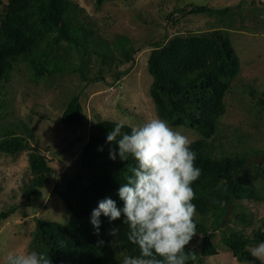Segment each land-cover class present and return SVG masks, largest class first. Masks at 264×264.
<instances>
[{"label":"trees","instance_id":"trees-1","mask_svg":"<svg viewBox=\"0 0 264 264\" xmlns=\"http://www.w3.org/2000/svg\"><path fill=\"white\" fill-rule=\"evenodd\" d=\"M106 0H95L101 6ZM0 118L3 116V84L10 80L17 65L24 64L30 79L38 81L56 74L76 73L88 86L107 80L111 72L122 82L134 66L136 53L133 40L119 33L113 39L101 34L98 23L75 0H0ZM230 7L220 14L228 13ZM178 11V12H177ZM167 14L168 22L178 23L184 13L215 15L217 9L193 5ZM219 24V23H218ZM233 24V23H232ZM220 27V26H218ZM211 27L205 31L175 33L164 40L148 43V70L152 75L150 95L158 117L172 126L196 129L200 137L192 140L196 166L201 177L192 184L196 198L197 235L204 237L197 247L186 246L196 253L189 264H204L205 258L228 248L240 262L260 264L247 249L264 241V218L250 234L244 228L230 226V216L244 226L251 222L242 201L264 202V161L252 160L261 149L244 147L227 151L222 120L228 111L227 94L242 71L241 58L226 30ZM131 64L126 69L121 65ZM97 66V70L93 69ZM84 90V89H83ZM82 90V91H83ZM81 92H74L64 103L59 121L66 127H80L86 115ZM252 95L256 90L252 88ZM264 112V92L258 99ZM115 120L101 119L91 124L89 136L77 157L65 166L53 191L70 212L67 222L36 217L29 249L49 254L52 264H122L124 255H137L127 240L123 216L109 222L100 216L97 234L91 223V212L105 197L123 202L117 189L128 173L127 165L135 162L109 158L106 134ZM123 131H130L125 124ZM33 129L24 122L0 126V154L29 155L30 176L24 184L26 205L54 181L50 157L30 143ZM242 142L245 140L241 139ZM103 148L102 151L98 150ZM259 173L262 189L254 180ZM236 207L240 211L236 210ZM16 206L0 211V226L14 213ZM117 228L116 236L109 234ZM217 232L221 237L217 240ZM102 241V243H101Z\"/></svg>","mask_w":264,"mask_h":264},{"label":"rangeland","instance_id":"rangeland-1","mask_svg":"<svg viewBox=\"0 0 264 264\" xmlns=\"http://www.w3.org/2000/svg\"><path fill=\"white\" fill-rule=\"evenodd\" d=\"M75 1L98 23L104 37L113 39L119 33L126 34L139 51L131 72L119 84L111 76L113 70L106 72L107 80L88 86L76 73L56 74L34 81L24 64L17 65L10 80L4 82L0 126L24 121L33 129L35 138L30 143L50 157L54 181L32 199L33 206L29 207L24 191L30 176L28 152L0 154V211L17 207L0 226V262L10 250L29 249L36 217L61 222L69 219L70 212L54 193L53 186L62 169L77 157L89 136L91 124L110 119L135 126L158 117L150 95L153 78L148 70L151 51L148 43L164 40L178 32L187 34L218 26L226 30L241 58L242 71L226 96L228 111L222 120L226 137L222 141L227 151H240L244 147L261 149L252 160L264 161V112L258 104L264 92V0H106L101 6H97L95 0ZM193 5H206L220 11L215 15L184 13L179 15L178 23L168 22V13ZM227 7H230L229 12L220 14ZM129 66L131 64H124L120 69ZM252 88L256 90L255 95L251 93ZM81 91L85 122L80 127H66L59 121L64 103L74 92ZM170 126L182 131L191 141L200 137V133L191 127ZM253 176L262 189L260 174ZM242 203L251 222L244 226L233 215L230 226L244 228L251 234L264 218V202L244 200ZM236 210L240 211L238 207ZM220 237L221 232H217V240ZM203 239L202 235H196L190 245L197 247ZM204 264L247 263L238 261L224 247L217 255L205 258Z\"/></svg>","mask_w":264,"mask_h":264},{"label":"clouds","instance_id":"clouds-1","mask_svg":"<svg viewBox=\"0 0 264 264\" xmlns=\"http://www.w3.org/2000/svg\"><path fill=\"white\" fill-rule=\"evenodd\" d=\"M124 121L114 123L106 134L109 158L133 160L127 165L125 182L117 189L123 202L105 197L91 212V223L99 233L100 216L116 221L123 216L127 240L135 246L137 255H124L122 264H189L196 253L187 250L197 235L196 193L192 184L202 175L196 166L197 153L191 139L174 129L167 120L155 117L123 131ZM98 150L102 151L103 148ZM117 228L109 234L116 236ZM102 243V241H101ZM251 257L264 264V241L250 246ZM0 264H52L49 254L34 249L10 250Z\"/></svg>","mask_w":264,"mask_h":264}]
</instances>
